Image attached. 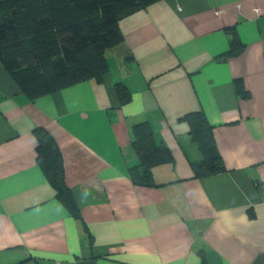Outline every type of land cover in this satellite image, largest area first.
<instances>
[{
    "label": "crops",
    "instance_id": "0c3cea01",
    "mask_svg": "<svg viewBox=\"0 0 264 264\" xmlns=\"http://www.w3.org/2000/svg\"><path fill=\"white\" fill-rule=\"evenodd\" d=\"M119 27L100 78L33 99L0 61V264H264V0H156ZM233 38L242 50L225 55ZM192 110L225 170L194 176L202 154L179 119ZM143 121L172 155L154 184L135 180ZM37 126L61 150L78 216L37 162Z\"/></svg>",
    "mask_w": 264,
    "mask_h": 264
},
{
    "label": "trees",
    "instance_id": "16d2710c",
    "mask_svg": "<svg viewBox=\"0 0 264 264\" xmlns=\"http://www.w3.org/2000/svg\"><path fill=\"white\" fill-rule=\"evenodd\" d=\"M156 0H0V61L29 98L57 91L108 70L106 51L123 42L119 20ZM243 43L233 38L225 55H236ZM115 90L124 103L130 91L122 83ZM187 121L189 136L199 147L201 159L192 161L195 177L225 170L212 126L202 110L179 117ZM37 162L57 197L78 216L65 182L63 157L49 131L37 126ZM131 145L139 162V183L154 184L151 168L172 160L169 148L157 143L149 123L133 125ZM252 216L253 212L249 210ZM15 264H28L27 260Z\"/></svg>",
    "mask_w": 264,
    "mask_h": 264
}]
</instances>
